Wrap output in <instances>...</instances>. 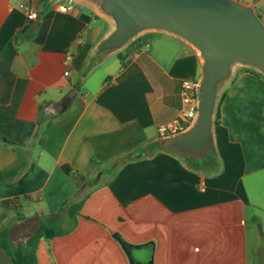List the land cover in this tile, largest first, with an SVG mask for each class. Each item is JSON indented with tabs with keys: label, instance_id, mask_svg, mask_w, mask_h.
<instances>
[{
	"label": "crops",
	"instance_id": "crops-1",
	"mask_svg": "<svg viewBox=\"0 0 264 264\" xmlns=\"http://www.w3.org/2000/svg\"><path fill=\"white\" fill-rule=\"evenodd\" d=\"M240 1L264 22V0ZM109 29L83 1L0 0V170L20 165L0 182L5 241L25 249L41 223L56 224L69 230L38 240V264H240L241 244L248 264V228L264 227V76L239 66L223 89L215 169L164 152L112 168L181 117L183 82L198 81L201 59L153 30L91 66ZM112 57L106 77L92 79ZM81 200L72 226L69 209ZM0 264H15L1 244Z\"/></svg>",
	"mask_w": 264,
	"mask_h": 264
},
{
	"label": "water",
	"instance_id": "water-1",
	"mask_svg": "<svg viewBox=\"0 0 264 264\" xmlns=\"http://www.w3.org/2000/svg\"><path fill=\"white\" fill-rule=\"evenodd\" d=\"M58 1V0H51ZM92 5L110 22V29L96 43L89 64L123 50L147 31L175 35L197 51L201 59L196 84L197 110L188 125L160 135L121 156L112 168L156 152L168 153L190 169L210 171L219 164L214 124L222 89L239 66L264 74V22L253 4L240 0H79ZM70 97L63 101V107ZM126 251L128 245L114 235Z\"/></svg>",
	"mask_w": 264,
	"mask_h": 264
},
{
	"label": "trees",
	"instance_id": "trees-1",
	"mask_svg": "<svg viewBox=\"0 0 264 264\" xmlns=\"http://www.w3.org/2000/svg\"><path fill=\"white\" fill-rule=\"evenodd\" d=\"M121 55V54H119ZM179 122L182 126L188 125V122L182 119H179ZM19 163L14 164L13 166L7 167L5 169L0 170V182L11 180L14 178L19 169ZM64 170L66 172H70L71 168L68 165H64ZM83 204V200L74 203L71 205L69 209V218L71 225L74 226L77 223V215L79 210ZM21 214L18 217L21 218ZM69 229H63L60 226L54 225H46L41 223L38 227L36 233L27 240V247L25 249H15L11 250L10 246L8 245L7 241H5L6 230L2 229L0 232V244L8 251L10 256L15 264H38L37 255H36V248L38 240L43 236L47 235L50 237L63 235L68 232Z\"/></svg>",
	"mask_w": 264,
	"mask_h": 264
},
{
	"label": "built area",
	"instance_id": "built-area-1",
	"mask_svg": "<svg viewBox=\"0 0 264 264\" xmlns=\"http://www.w3.org/2000/svg\"><path fill=\"white\" fill-rule=\"evenodd\" d=\"M60 9L63 11H66L69 9V6L66 5H61ZM35 12L32 10L28 14L29 19H33ZM71 60V55L66 56V62H69ZM68 71H65V74H67ZM196 84L197 82H190V81H184L183 82V87L181 91L182 99H183V104L185 105L184 110L182 112V115L180 118L162 125L158 128V133L160 135H168V134H173L180 129H182L185 126H182L181 123L179 122V119L185 120L189 122L193 119L195 116L196 110H197V96H196Z\"/></svg>",
	"mask_w": 264,
	"mask_h": 264
},
{
	"label": "rangeland",
	"instance_id": "rangeland-1",
	"mask_svg": "<svg viewBox=\"0 0 264 264\" xmlns=\"http://www.w3.org/2000/svg\"><path fill=\"white\" fill-rule=\"evenodd\" d=\"M132 46H133V44H130L128 47L131 48ZM114 57H116V56H114ZM113 59L114 58L112 57L109 60H107L106 62H104L103 64H101L100 66H98L93 72L92 79H94L93 77H98L99 75L102 76V78H105L107 75V73L105 71V66L109 61H111ZM257 73L264 76L263 73H260V72H257ZM222 91H223V89H222ZM261 232H264V227L261 229L259 227L258 223H256V225L254 224L253 226H249V228H248V234H247V240H246L248 264H263V262H264V256H263V253H264L263 252L264 234L261 235L260 239L257 238V234H260ZM238 247H239L238 251H239V255H240V258L238 259V261L241 264V262H243V260H244V257H243L244 246H243V250H242V244L239 245Z\"/></svg>",
	"mask_w": 264,
	"mask_h": 264
}]
</instances>
